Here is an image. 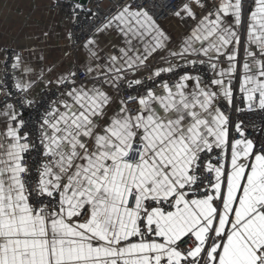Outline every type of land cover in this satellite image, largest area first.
I'll use <instances>...</instances> for the list:
<instances>
[{
  "label": "snow or ice",
  "instance_id": "obj_1",
  "mask_svg": "<svg viewBox=\"0 0 264 264\" xmlns=\"http://www.w3.org/2000/svg\"><path fill=\"white\" fill-rule=\"evenodd\" d=\"M44 7L0 46V264H264V0Z\"/></svg>",
  "mask_w": 264,
  "mask_h": 264
},
{
  "label": "crops",
  "instance_id": "obj_2",
  "mask_svg": "<svg viewBox=\"0 0 264 264\" xmlns=\"http://www.w3.org/2000/svg\"><path fill=\"white\" fill-rule=\"evenodd\" d=\"M45 3L46 0H0V46H35L38 41L30 37L40 35L50 23L60 32L62 17L48 13ZM64 43L62 38L53 36L42 47L51 58L58 59Z\"/></svg>",
  "mask_w": 264,
  "mask_h": 264
},
{
  "label": "built area",
  "instance_id": "obj_3",
  "mask_svg": "<svg viewBox=\"0 0 264 264\" xmlns=\"http://www.w3.org/2000/svg\"><path fill=\"white\" fill-rule=\"evenodd\" d=\"M6 46H14V45H6Z\"/></svg>",
  "mask_w": 264,
  "mask_h": 264
}]
</instances>
